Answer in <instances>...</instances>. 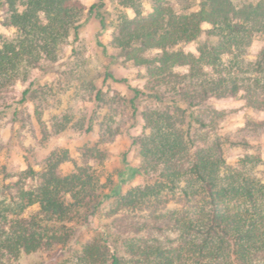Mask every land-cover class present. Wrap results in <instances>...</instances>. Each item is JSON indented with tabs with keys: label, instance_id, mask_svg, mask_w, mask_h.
Instances as JSON below:
<instances>
[{
	"label": "trees",
	"instance_id": "trees-1",
	"mask_svg": "<svg viewBox=\"0 0 264 264\" xmlns=\"http://www.w3.org/2000/svg\"><path fill=\"white\" fill-rule=\"evenodd\" d=\"M177 1L154 0L144 11L140 0H119L116 57L144 69L148 79L144 90L131 87V103L146 94L156 100L141 112L142 134L131 137L143 182L125 192L118 184L100 198L96 171L62 173L56 153L41 171H20L0 197V264L37 251L59 255L55 264H264V180L255 173L261 155L230 164L228 148L239 142L219 132L220 115L188 113L237 95L264 111V47L249 59L254 39L264 36V0ZM0 7V25L11 30L0 33L1 99L30 68L57 59L82 4L0 0ZM192 42L198 46L187 49ZM254 122L261 127L264 118ZM113 197L118 238L106 226L72 249L77 229L67 223L90 206L95 214Z\"/></svg>",
	"mask_w": 264,
	"mask_h": 264
},
{
	"label": "rangeland",
	"instance_id": "rangeland-1",
	"mask_svg": "<svg viewBox=\"0 0 264 264\" xmlns=\"http://www.w3.org/2000/svg\"><path fill=\"white\" fill-rule=\"evenodd\" d=\"M79 1L82 13L78 27L63 43L57 59L44 60L30 68L14 89L0 99V197L4 185L20 171L29 166L41 171L54 153L62 157V173L79 167L95 170L101 179L100 198L115 193L118 184L125 192L143 182V175L134 171L141 157L132 146L131 137L142 134L141 112L155 105L156 100L146 94L137 99L136 107L131 103L135 95L131 87L144 90L148 79L144 69L116 57L113 40L121 10L119 0H104L101 8L99 0ZM153 1L140 0L144 11L151 10ZM244 1L257 0H237ZM3 18L4 9L0 7V21ZM10 32L0 25V33ZM197 44L185 46L194 50ZM263 45L264 36L258 35L249 49V59H255ZM107 72L128 81H116L107 77ZM25 90L28 92L22 99ZM245 101L240 95L229 96L206 101L188 113L205 120L220 115L219 132L239 142L228 148V162L235 164L239 157L260 154L262 162L255 173L264 180V125L257 127L254 122L264 118V111ZM115 201L116 197L105 199L95 214L93 206L81 209L74 222L67 223L77 229L72 249L92 240L106 226L113 239L118 238L114 236L118 233L113 213ZM32 210L36 211V207ZM89 220L92 223H87ZM58 258L59 255L37 251L23 254L13 264H55Z\"/></svg>",
	"mask_w": 264,
	"mask_h": 264
}]
</instances>
